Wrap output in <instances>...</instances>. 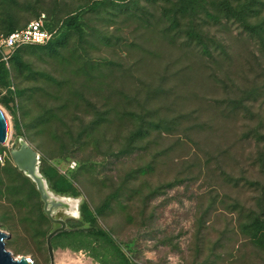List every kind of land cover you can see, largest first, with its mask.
Listing matches in <instances>:
<instances>
[{
    "label": "rangeland",
    "instance_id": "374dc122",
    "mask_svg": "<svg viewBox=\"0 0 264 264\" xmlns=\"http://www.w3.org/2000/svg\"><path fill=\"white\" fill-rule=\"evenodd\" d=\"M15 2L12 11L0 8V16L12 12L28 24L41 9L62 16L84 1ZM143 5L144 17L120 18L110 26L84 13L90 45L76 50L75 58L84 56L80 61L67 51L62 52L67 62L35 50L25 53L33 70L60 84L39 78L7 82L6 89H26L27 94L8 105L0 102L11 128L9 144L3 152L0 147L5 155L0 167L13 164L9 152L20 137L16 123L28 124L32 129H22L21 137L40 155V167L44 159L61 174L75 176L80 197L66 198L77 199L78 207L84 201L94 209L121 190L118 201L126 210L114 202L98 224L139 264H264V250L239 230L246 213L264 211V172L257 159L264 143L256 138L264 137V47L238 24H213L199 16L195 22L211 40L212 58H207L184 37L171 39L159 6ZM6 94L3 90L1 97ZM130 109L149 111L175 127L153 133L145 149L117 156L132 128L123 117ZM46 111L60 122L35 130V119ZM95 111L110 117L106 127L93 132ZM59 142L68 144L65 153ZM147 165L153 171L127 180ZM0 178V232L10 234L7 251L14 258L28 255L34 264H50L46 243L34 237V225L24 220V209L6 189L17 176L0 173ZM55 217L79 219L63 210ZM54 264L96 263L82 252L57 249Z\"/></svg>",
    "mask_w": 264,
    "mask_h": 264
},
{
    "label": "trees",
    "instance_id": "16d2710c",
    "mask_svg": "<svg viewBox=\"0 0 264 264\" xmlns=\"http://www.w3.org/2000/svg\"><path fill=\"white\" fill-rule=\"evenodd\" d=\"M83 1L82 4L78 5L75 9L67 11L62 16H52L54 13L47 9H41L34 14L35 19L32 21L44 16V28L53 34V39L46 45H26L13 50L7 60L10 66L9 69L6 67V61L3 60V56L0 53V102L8 105L9 101L14 100L13 98L20 99L26 97V89L16 87L13 90L6 89L7 82L14 83V80L19 81L20 78L29 79L28 82H34L39 78L49 84H60L52 77L33 70L28 62L24 60V55L35 50L45 53L50 58L67 62L66 57L62 55L63 51H67L71 53V57L75 58L77 49H84L85 46L88 47L90 45L86 39L85 26L82 20L84 13H93L103 23L110 26L115 24L120 18L139 19L147 15L146 6H142V3L153 7L159 6L160 10H162V17L167 24L165 32L171 36V39L174 40V35L184 37L189 43L200 48V52L207 58H212L211 46H209L211 40L206 35L205 30L195 22V19L199 16H203L205 22L207 20L213 24H221L222 21L238 24L243 33L264 47V0ZM15 4V0H0L2 12L5 8L6 10H11V6ZM29 7L31 8L32 6L30 5ZM32 21L28 24H21L20 18L16 14L6 11L4 15L0 16V37H7L15 31L25 30ZM104 40L107 39L104 38ZM72 43L77 45L74 50L71 46ZM83 58V54L78 53L75 59L80 61ZM84 65H87L85 60ZM3 90L7 91V94L1 97ZM94 117V120L91 122V131L93 132L106 127L110 115L109 112L100 113L99 111H95ZM123 117L131 123L132 128L124 140V147L118 150L117 156H126L130 153L143 150L146 148V143H148V139L153 133H168L175 127L174 122L157 119L149 111L143 113L130 109L123 113ZM35 120V130L38 128L47 130L53 122H60L57 114L47 111L40 114ZM15 127L16 135L20 137L25 136L22 133V129L26 131L32 129L28 124L23 125L18 122ZM256 138L264 143V137L256 136ZM67 145L59 142L61 153H65ZM3 149L4 147L1 148V152L4 151ZM257 159L264 172V151H260ZM151 171H153L152 165H147L145 169L140 168L137 172L129 174L127 180H135L136 175H146ZM40 172L47 180L49 189L55 194L73 198L80 197L79 191L74 186V175L70 178L61 174L56 166L49 164L44 159L41 160ZM0 173H5L7 176L9 173H15L17 176L16 180H9L8 184H6V189L11 195L15 196L16 203L24 209V220H28L34 225L32 228L34 237L46 243L47 235L52 230L50 228H43L44 223L49 224L50 222L43 212V204L35 185L23 176L12 163L10 167H0ZM249 184L251 186L254 185L253 183ZM0 185H3L1 178ZM120 191V189H117L109 193L103 202L94 209H91L83 201L79 207V219L67 222L70 230L57 234L51 240L53 250H69L74 253L82 252L96 264H139L127 254L123 244L117 241L110 230L104 229L98 224V220L106 217L112 210L114 202H116L119 208L126 210V206L118 201ZM136 193L139 194V192ZM33 212L36 213L34 218L31 217ZM243 220L239 224L241 234L248 239L251 245L264 250V211L261 213L248 212L245 214ZM46 252H48L47 246Z\"/></svg>",
    "mask_w": 264,
    "mask_h": 264
},
{
    "label": "water",
    "instance_id": "95a60500",
    "mask_svg": "<svg viewBox=\"0 0 264 264\" xmlns=\"http://www.w3.org/2000/svg\"><path fill=\"white\" fill-rule=\"evenodd\" d=\"M9 121L0 108V147H6L10 140ZM14 166L34 185L43 204V212L47 219L57 227L46 238V246L50 264H54V250L51 240L59 233L67 232L70 228L64 219L56 218L58 211L65 214L79 216L77 199L70 200L65 196L55 194L49 189L47 180L40 172V155L27 143L23 137H19L17 143L11 146L9 152ZM82 203V202H81ZM81 205V204H80ZM10 237L9 233L0 232V264H34L28 255L13 257L5 247V240Z\"/></svg>",
    "mask_w": 264,
    "mask_h": 264
},
{
    "label": "built area",
    "instance_id": "2783aa9c",
    "mask_svg": "<svg viewBox=\"0 0 264 264\" xmlns=\"http://www.w3.org/2000/svg\"><path fill=\"white\" fill-rule=\"evenodd\" d=\"M52 39L53 34L44 28V16H42L38 20L32 21L25 30L15 31L7 37H0V53L3 60L7 61L8 52L26 45H46ZM4 158L5 155L0 154V163H3Z\"/></svg>",
    "mask_w": 264,
    "mask_h": 264
},
{
    "label": "bare ground",
    "instance_id": "6f19581e",
    "mask_svg": "<svg viewBox=\"0 0 264 264\" xmlns=\"http://www.w3.org/2000/svg\"><path fill=\"white\" fill-rule=\"evenodd\" d=\"M74 215V214H73Z\"/></svg>",
    "mask_w": 264,
    "mask_h": 264
}]
</instances>
